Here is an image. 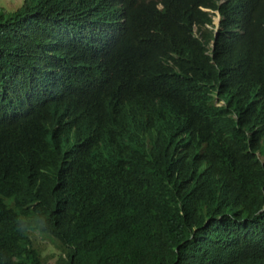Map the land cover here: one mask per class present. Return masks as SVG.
Segmentation results:
<instances>
[{"label":"trees","instance_id":"obj_1","mask_svg":"<svg viewBox=\"0 0 264 264\" xmlns=\"http://www.w3.org/2000/svg\"><path fill=\"white\" fill-rule=\"evenodd\" d=\"M36 237L53 264H264V0L0 7V264H49Z\"/></svg>","mask_w":264,"mask_h":264},{"label":"rangeland","instance_id":"obj_2","mask_svg":"<svg viewBox=\"0 0 264 264\" xmlns=\"http://www.w3.org/2000/svg\"><path fill=\"white\" fill-rule=\"evenodd\" d=\"M23 0H0V7H2L7 12H12L20 7ZM219 17L218 15L214 17L213 23L218 25ZM210 29H213L210 27ZM37 248L41 249L42 258L49 264H53L55 261V256L53 255L52 244L49 241L36 237L34 239Z\"/></svg>","mask_w":264,"mask_h":264},{"label":"clouds","instance_id":"obj_3","mask_svg":"<svg viewBox=\"0 0 264 264\" xmlns=\"http://www.w3.org/2000/svg\"><path fill=\"white\" fill-rule=\"evenodd\" d=\"M217 14L214 16V17H216L217 15H218V17L220 18V15H219V13L218 12H216ZM214 19V18H213ZM220 21H221V18H220ZM220 21L218 20V22L220 23ZM219 23H218V25H219ZM214 24V23H213ZM215 25V24H214ZM218 25L216 26L215 25V28H214V30H216L217 29V27H218ZM214 32H216V31H214ZM224 104V102L223 101H217V105L218 106H221V105H223Z\"/></svg>","mask_w":264,"mask_h":264},{"label":"bare ground","instance_id":"obj_4","mask_svg":"<svg viewBox=\"0 0 264 264\" xmlns=\"http://www.w3.org/2000/svg\"><path fill=\"white\" fill-rule=\"evenodd\" d=\"M72 98H73V96H72ZM75 99V98H74ZM74 99H72V101L74 100ZM91 102V101H90ZM73 103V102H72ZM72 103H71V105H72ZM70 104V103H69ZM74 104V103H73ZM70 109V108H69ZM74 117V116H73Z\"/></svg>","mask_w":264,"mask_h":264},{"label":"water","instance_id":"obj_5","mask_svg":"<svg viewBox=\"0 0 264 264\" xmlns=\"http://www.w3.org/2000/svg\"><path fill=\"white\" fill-rule=\"evenodd\" d=\"M219 21H220V18H219ZM219 23V22H218Z\"/></svg>","mask_w":264,"mask_h":264}]
</instances>
